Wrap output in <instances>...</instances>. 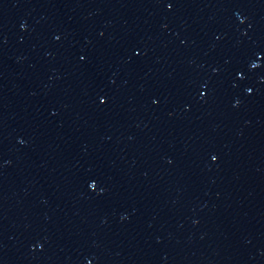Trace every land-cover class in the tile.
Segmentation results:
<instances>
[{
    "label": "water",
    "instance_id": "obj_1",
    "mask_svg": "<svg viewBox=\"0 0 264 264\" xmlns=\"http://www.w3.org/2000/svg\"><path fill=\"white\" fill-rule=\"evenodd\" d=\"M0 264H264V0H0Z\"/></svg>",
    "mask_w": 264,
    "mask_h": 264
}]
</instances>
